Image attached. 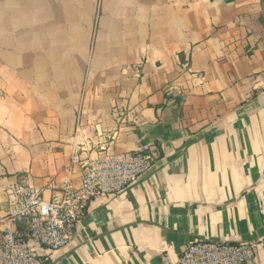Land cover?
Segmentation results:
<instances>
[{"label":"crops","instance_id":"obj_1","mask_svg":"<svg viewBox=\"0 0 264 264\" xmlns=\"http://www.w3.org/2000/svg\"><path fill=\"white\" fill-rule=\"evenodd\" d=\"M109 143L160 158L42 264H175L195 241L264 264V0H0V210Z\"/></svg>","mask_w":264,"mask_h":264},{"label":"built area","instance_id":"obj_2","mask_svg":"<svg viewBox=\"0 0 264 264\" xmlns=\"http://www.w3.org/2000/svg\"><path fill=\"white\" fill-rule=\"evenodd\" d=\"M111 145L98 146L95 158L91 157L94 146L80 148L63 171L59 189H42L24 180L2 191L6 209L0 210V264H42L38 247L50 251L65 248L95 199L129 188L160 158L155 145L129 153H117ZM75 167L80 170L77 180ZM255 254L254 244L195 241L175 264H252ZM164 262L172 264L169 257Z\"/></svg>","mask_w":264,"mask_h":264},{"label":"trees","instance_id":"obj_3","mask_svg":"<svg viewBox=\"0 0 264 264\" xmlns=\"http://www.w3.org/2000/svg\"><path fill=\"white\" fill-rule=\"evenodd\" d=\"M176 103H177V104H180V100H179V99H176Z\"/></svg>","mask_w":264,"mask_h":264},{"label":"water","instance_id":"obj_4","mask_svg":"<svg viewBox=\"0 0 264 264\" xmlns=\"http://www.w3.org/2000/svg\"><path fill=\"white\" fill-rule=\"evenodd\" d=\"M41 250H42V247H38V251H39V253H40Z\"/></svg>","mask_w":264,"mask_h":264}]
</instances>
